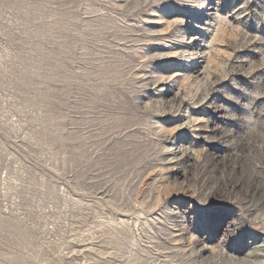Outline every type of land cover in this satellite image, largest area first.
<instances>
[{
  "label": "rangeland",
  "instance_id": "obj_1",
  "mask_svg": "<svg viewBox=\"0 0 264 264\" xmlns=\"http://www.w3.org/2000/svg\"><path fill=\"white\" fill-rule=\"evenodd\" d=\"M0 264H264V0H0Z\"/></svg>",
  "mask_w": 264,
  "mask_h": 264
},
{
  "label": "snow or ice",
  "instance_id": "obj_2",
  "mask_svg": "<svg viewBox=\"0 0 264 264\" xmlns=\"http://www.w3.org/2000/svg\"><path fill=\"white\" fill-rule=\"evenodd\" d=\"M204 211H209L208 209H205Z\"/></svg>",
  "mask_w": 264,
  "mask_h": 264
}]
</instances>
